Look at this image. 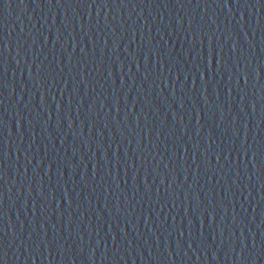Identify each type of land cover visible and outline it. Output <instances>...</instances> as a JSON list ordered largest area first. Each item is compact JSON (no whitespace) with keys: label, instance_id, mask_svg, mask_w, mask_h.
I'll return each instance as SVG.
<instances>
[{"label":"water","instance_id":"water-1","mask_svg":"<svg viewBox=\"0 0 264 264\" xmlns=\"http://www.w3.org/2000/svg\"><path fill=\"white\" fill-rule=\"evenodd\" d=\"M0 264H264V0H0Z\"/></svg>","mask_w":264,"mask_h":264}]
</instances>
